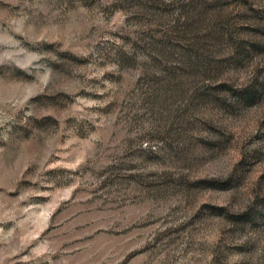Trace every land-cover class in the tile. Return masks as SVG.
I'll return each mask as SVG.
<instances>
[{
	"label": "rangeland",
	"instance_id": "1",
	"mask_svg": "<svg viewBox=\"0 0 264 264\" xmlns=\"http://www.w3.org/2000/svg\"><path fill=\"white\" fill-rule=\"evenodd\" d=\"M0 264H264V0H0Z\"/></svg>",
	"mask_w": 264,
	"mask_h": 264
}]
</instances>
